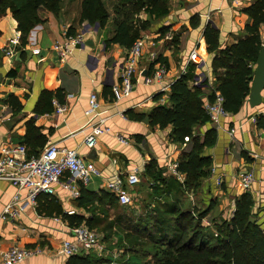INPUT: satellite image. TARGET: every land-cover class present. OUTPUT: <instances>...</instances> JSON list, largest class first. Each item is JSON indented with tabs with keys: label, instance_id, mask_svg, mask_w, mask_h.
Segmentation results:
<instances>
[{
	"label": "crops",
	"instance_id": "crops-1",
	"mask_svg": "<svg viewBox=\"0 0 264 264\" xmlns=\"http://www.w3.org/2000/svg\"><path fill=\"white\" fill-rule=\"evenodd\" d=\"M255 1L242 0L230 4L226 0H170L169 14L153 20L148 29L140 32L145 45L133 79V89L119 100H115L112 87L120 83V70L127 49L117 44L106 46L104 43L114 31L113 7L116 0H108L105 4L110 15L106 26L103 29L91 26V32L84 35L83 44L63 60L51 49L52 45L63 40L65 31L71 30L68 34L74 35L81 32L83 26H89L79 23L81 0L64 1L58 16L40 10L42 23L31 29L26 45L15 47L10 57L4 55L3 49L18 32L16 21L10 12H6L0 19V148L8 144L23 145L26 125L32 122L47 137L43 147L36 150L35 156L41 153L47 143L52 142L61 148L75 150L83 162L92 163L98 171V175H92L87 184H75L78 196L81 186L90 192L107 191L106 181L116 173H120L125 180L131 169H139L141 182L134 186L125 184L124 187L131 203L122 205L114 197L113 203L104 200L103 204H96L93 208H97L94 215L97 221L106 215L111 216L116 206L141 216L142 211L150 210L155 202L167 204L178 198L189 206L191 203L192 206H205L203 210L212 206L202 219L204 224L209 225L229 220L234 211V200L245 193L255 202V210H260L259 217L264 218V129L257 128L251 121L253 117H264V89L260 92L259 104L251 106L247 98L239 113L221 118L218 126L209 122L194 129L195 136L201 141L208 130L214 129L216 141L213 147L203 149V155L211 159L209 175L200 180L195 192H190L185 191L183 186L185 174L178 169L179 178L170 174L167 164L174 162L178 166V160L191 148V143L179 145L173 142L170 127L152 128L148 121L152 109L167 104L170 88L161 93L159 85L144 84V77L152 73L155 64H162L166 69L163 84L175 80L183 67L188 71L193 66L195 78L190 85L195 86V80L201 77L207 81V85L201 88L206 93H215L218 83L211 71L213 56L206 52L204 28L210 25L219 31L221 47L234 44L243 37L244 27L250 23L243 9ZM139 19L146 21L148 16L141 12ZM191 20L196 23L195 27L190 26ZM162 28H168L165 34L178 35L176 45L172 39L165 40V34L160 35L159 30ZM259 35L262 47L264 24L259 28ZM33 48L39 49L38 55L31 54ZM192 50L203 58V64L186 63ZM151 56H154V61H151ZM160 58L165 62L161 63ZM255 68L256 65L253 72ZM57 90L62 95L61 103L55 96ZM45 91L54 94L51 99L52 112L37 114L36 104ZM92 93L97 96L99 108L95 114L86 115ZM55 103L64 106L65 112L55 114ZM18 105L21 106L19 110ZM130 115H142L143 118H130ZM99 119H106L105 125L109 131L97 137L93 148H87L83 143L84 138L91 125ZM117 136L124 138L127 144L120 143ZM150 161H154V170H161L162 178L165 179L157 188L153 187L145 173ZM245 171H252L254 176L247 191L241 190L239 183L240 175ZM218 177L221 179L219 187L214 182ZM65 178L63 176L61 181ZM17 193L20 197L25 196L24 190H17L9 182L0 180V216L3 208ZM40 195L53 197L68 216H80L84 220L91 218L89 211L76 205L78 196L73 198L60 185L55 186L53 195ZM36 206L22 202L16 207L14 219L2 220L0 217V250L12 246L38 248L42 250L41 254L20 264H64L66 258L58 255L56 250L60 241L71 239L67 221L60 216L39 214ZM82 225L87 226L85 223ZM98 226L91 228L97 232Z\"/></svg>",
	"mask_w": 264,
	"mask_h": 264
},
{
	"label": "trees",
	"instance_id": "trees-1",
	"mask_svg": "<svg viewBox=\"0 0 264 264\" xmlns=\"http://www.w3.org/2000/svg\"><path fill=\"white\" fill-rule=\"evenodd\" d=\"M64 1L75 0H0V19L10 12L16 21L17 32L20 33V46L26 45V38L31 29L42 23L39 16L40 10H46L54 16H58ZM146 13L148 19L141 21L139 14ZM170 12V0H116L113 7L114 31L109 39H105L106 46L117 44L119 47L129 49L133 42L140 38V32L148 29L153 20L166 17ZM243 13L250 18V23L244 27V35L230 46L221 47L219 43V31L207 25L203 31V37L207 46L206 52L211 54V71L218 83L216 92L223 99V109L229 115H236L249 97L253 69L261 50L259 28L264 24V0H256L243 9ZM109 13L104 0H81L79 23L89 26H97L103 29L108 20ZM191 27L196 23L191 20ZM163 36L168 28L159 30ZM71 33L68 30L67 33ZM172 43L177 44L178 35L172 37ZM161 63L165 62L160 58ZM194 65V64H193ZM194 67H190L187 73L177 78L170 86L168 102L164 106L155 107L148 115L149 125L152 128H171L170 137L173 142L183 145L191 143V148L178 160L177 169L185 174L183 186L185 191L195 192L200 185V180L209 175L211 159L203 155L204 148H211L216 141L214 129L208 130L202 141L195 136L194 129L210 122L201 105L204 98L212 100L214 93H206L201 87L207 85L204 79L199 86H191L194 80ZM52 92H43L36 104L35 113L49 114L52 112ZM59 103L62 102L60 90L55 93ZM157 99V98H155ZM12 100V99H11ZM19 104V103H18ZM18 105V109H20ZM130 118H143L142 115ZM257 128L264 129V117L255 118ZM23 145L27 148V156L36 154L47 139L40 128L27 123L23 137ZM155 163H147L145 173L154 185L160 187L162 182L161 170H154ZM182 191V187L180 186ZM104 200L114 202L115 198L107 191L90 192L83 186L80 187L79 196L75 200L78 207L91 213V218L84 220L80 216H68L63 213L61 206L51 196L38 195L36 210L46 216L62 217L67 221L68 227L73 228L85 223L89 229L99 225L94 217L96 204H103ZM182 202L175 199L165 203L162 208L151 210V224H146L144 230L136 215L131 210L126 213L124 208L113 207L115 223L123 225L127 231L126 237L135 232L137 238L145 237L154 245L160 246L166 260L161 264H264V221L259 224V211L255 210V202L247 193L234 200V211L229 220L213 222L209 227L204 226L205 218L212 206L205 210L193 211L182 208ZM125 212V213H124ZM195 213V216H194ZM250 219H254L251 222ZM114 222V221H113ZM93 223V224H92ZM95 223V224H94ZM143 226V224H142ZM107 229L114 227L110 223ZM144 234V236H142ZM125 236H118V241ZM145 255V254H144ZM146 254L145 257H148ZM64 264H150L148 260L129 255L126 258H103L90 252L68 256Z\"/></svg>",
	"mask_w": 264,
	"mask_h": 264
},
{
	"label": "built area",
	"instance_id": "built-area-1",
	"mask_svg": "<svg viewBox=\"0 0 264 264\" xmlns=\"http://www.w3.org/2000/svg\"><path fill=\"white\" fill-rule=\"evenodd\" d=\"M230 4H237L242 0H226ZM71 35L67 31L64 32V38L61 42H56L52 45V50L57 53L59 58L63 60L69 56L73 50L81 46L84 42V35L91 32L92 27ZM172 33H167L164 36L165 40L172 39ZM20 45V33H16L9 40L8 45L3 49L6 57L12 56L13 49ZM145 41L139 38L133 42L129 49L126 50L125 59L120 70V83L112 87V93L115 100H119L132 92L133 79L135 77L139 59L144 50ZM32 55H38L39 49L33 48ZM151 61H154V56H151ZM186 63L199 65L203 64V58L192 50ZM186 68L183 67L175 80L186 74ZM166 77V69L162 64H155L150 75L144 77V84H157L160 86L159 92L167 91L171 84H163ZM201 77L197 78L194 85L197 86L201 82ZM223 99L217 92L214 93V98L210 101L205 99L202 108L209 120L214 126H218L221 118L227 117L229 114L223 109ZM99 108V102L95 93H92L88 99V108L85 111L86 115L95 114ZM65 112V107L55 103V114L60 115ZM106 119H99L91 125L88 135L84 138L83 143L87 148H93L96 144L97 137L107 133L109 128L105 125ZM255 123V117L251 118ZM233 132V130L231 131ZM122 144H127V141L121 136L116 137ZM167 170L170 174L180 177L177 172V165L174 162L167 164ZM214 173V170H212ZM92 175H98L92 163H85L82 157L75 150H67L59 147L56 143H47L41 153L37 156H27L26 147L22 144L4 145L0 148V180L9 182L17 190H24L25 196L20 197L19 194L13 195L11 202L7 204L2 211L1 219H14L16 217V207L26 202L32 207L37 204V197L40 194L53 195L55 186L60 185L68 190L73 198L78 196L76 183L87 184ZM66 176L64 181L62 177ZM254 181L252 171L241 173L239 178L240 188L243 191L250 189ZM141 182L139 169H131L125 180L122 179L120 173H116L110 180L106 181L105 189L112 194L120 204L129 205L131 198L125 192V184L134 186ZM217 187L221 184V179L218 177L214 180ZM71 239H64L59 242L56 253L63 257L73 256L80 253L88 254L90 252L102 256L104 251L103 246L99 243V235L96 231L89 229L84 225L69 228ZM42 253L38 248H23L12 246L6 250H0V264H20L23 261L30 259Z\"/></svg>",
	"mask_w": 264,
	"mask_h": 264
},
{
	"label": "rangeland",
	"instance_id": "rangeland-1",
	"mask_svg": "<svg viewBox=\"0 0 264 264\" xmlns=\"http://www.w3.org/2000/svg\"><path fill=\"white\" fill-rule=\"evenodd\" d=\"M105 4L108 3V0H104ZM254 73V72H253ZM254 76V74H253ZM167 201V200H166ZM183 202V204L185 205H181L182 208L185 209V207H189L191 208V210L193 211H200L203 210L205 208V206L202 205H193L192 203L189 206V204H186V201H181ZM156 203V202H155ZM154 203L152 208H162V206L164 205V203L166 202H157L156 204ZM143 210L142 214L138 219L139 223H140V230H144V226L146 224H151V216H149L148 214H150L151 210ZM126 213H128L126 211V209H124ZM113 214V215H112ZM195 216V213H194ZM105 221H101V223L98 226V231L97 234L99 235V243L101 244V246H103L104 251L103 255L101 257L103 258H121V257H127L129 255H134L135 253L137 254V256L142 258V261L145 262L146 260H148V262L150 264H161L162 262H164L166 260V258L164 257V251L160 248V246L154 245L149 239H146L145 237H139L137 238L136 235H134L135 232H132L129 234L128 237H126L127 231L125 230V228L123 227V225H119V223H115V217H114V210L111 213V216H107L104 218ZM102 219V220H104ZM211 220V219H210ZM258 223L261 224L264 221V218H259L258 219ZM114 221V222H113ZM112 224V226L114 225V227H112L110 230L107 229L109 224ZM143 224V226H142ZM206 227H209V231L212 232L213 228L210 226L211 223H209V225L203 224ZM264 227V224L262 225V228ZM125 236L124 239L121 241H118V236ZM142 236H144V234H142ZM146 254H149L148 257H145ZM98 256V255H96Z\"/></svg>",
	"mask_w": 264,
	"mask_h": 264
},
{
	"label": "water",
	"instance_id": "water-1",
	"mask_svg": "<svg viewBox=\"0 0 264 264\" xmlns=\"http://www.w3.org/2000/svg\"><path fill=\"white\" fill-rule=\"evenodd\" d=\"M88 27V26H87ZM85 27L84 29H87ZM264 89V45L257 57L256 68L254 70L253 80L251 82L250 94L248 97L249 104L255 106L260 103L261 97L260 92ZM254 222V219H250Z\"/></svg>",
	"mask_w": 264,
	"mask_h": 264
}]
</instances>
